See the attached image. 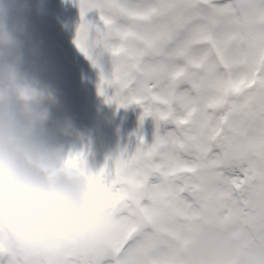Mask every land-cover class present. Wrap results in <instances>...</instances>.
<instances>
[{
  "label": "snow or ice",
  "instance_id": "obj_1",
  "mask_svg": "<svg viewBox=\"0 0 264 264\" xmlns=\"http://www.w3.org/2000/svg\"><path fill=\"white\" fill-rule=\"evenodd\" d=\"M79 7L75 43L100 69V94L112 88L109 102L140 105L141 120L151 116L157 131L150 144L139 137L133 152L97 171L83 152L70 154L113 213L135 209L143 225L64 264H168L164 234L186 141L212 130L264 145V0H79ZM92 9L96 23L83 19Z\"/></svg>",
  "mask_w": 264,
  "mask_h": 264
},
{
  "label": "rangeland",
  "instance_id": "obj_2",
  "mask_svg": "<svg viewBox=\"0 0 264 264\" xmlns=\"http://www.w3.org/2000/svg\"><path fill=\"white\" fill-rule=\"evenodd\" d=\"M30 3V31L36 52L26 49V60L43 79L60 89L63 107L54 116L67 113L87 133L81 143L75 137L61 135L50 123L43 141L61 146L65 154L83 152L91 171H97L106 161L110 165L109 158L121 151L133 152L141 136L150 144L157 131L155 120L151 116L141 120L143 108L138 104L124 107L109 102L112 88L100 94V69L76 49L78 29H66L65 22L63 26L60 0ZM80 64L84 73L76 71ZM215 133L220 135L219 144L213 141ZM186 143L178 158L171 216L164 234L168 264H204L196 242L210 231L206 247L231 257L230 264H260L264 259V145L212 130ZM134 212L140 217L137 225L142 226L143 218L137 210ZM117 215L127 216L128 210ZM209 221H214L212 230L206 229Z\"/></svg>",
  "mask_w": 264,
  "mask_h": 264
},
{
  "label": "clouds",
  "instance_id": "obj_3",
  "mask_svg": "<svg viewBox=\"0 0 264 264\" xmlns=\"http://www.w3.org/2000/svg\"><path fill=\"white\" fill-rule=\"evenodd\" d=\"M31 7L30 0H0V256L64 264L82 248L122 238L140 217L113 213L91 174L69 163L73 153L43 141L50 123L81 143L87 133L67 113L54 116L61 91L26 60V49L36 52ZM96 55L104 60L102 50ZM201 252L204 264L232 259L208 247Z\"/></svg>",
  "mask_w": 264,
  "mask_h": 264
},
{
  "label": "flooded vegetation",
  "instance_id": "obj_4",
  "mask_svg": "<svg viewBox=\"0 0 264 264\" xmlns=\"http://www.w3.org/2000/svg\"><path fill=\"white\" fill-rule=\"evenodd\" d=\"M60 15L63 20V26L65 22L66 29H75L79 27L81 23V11L79 7V0H60ZM83 19L88 20L92 23H96L99 20V14L95 9L89 10V12H86L84 14ZM64 29V28H63ZM78 51H80L82 54H84L78 47L76 48ZM81 68H78L77 72H85L83 69L82 64L79 65ZM81 86V84H80ZM114 92V91H113ZM76 95H78V92L76 91ZM113 95V94H111ZM108 95H105L107 97ZM104 97V98H105ZM103 100V99H102ZM98 107H95V110H97ZM101 112H104V110L101 109ZM110 113V112H108Z\"/></svg>",
  "mask_w": 264,
  "mask_h": 264
},
{
  "label": "trees",
  "instance_id": "obj_5",
  "mask_svg": "<svg viewBox=\"0 0 264 264\" xmlns=\"http://www.w3.org/2000/svg\"><path fill=\"white\" fill-rule=\"evenodd\" d=\"M46 57H48V54H46ZM207 223H208V225H206V229L211 227V230H212V228L214 226H212L211 224H214V221L213 222L209 221ZM209 235H211V231L208 232V234H206V235H202L201 239L197 240L196 243H198V246L196 247V250L199 251L200 253H201V249L202 248H204V247L209 245V239H210Z\"/></svg>",
  "mask_w": 264,
  "mask_h": 264
},
{
  "label": "bare ground",
  "instance_id": "obj_6",
  "mask_svg": "<svg viewBox=\"0 0 264 264\" xmlns=\"http://www.w3.org/2000/svg\"><path fill=\"white\" fill-rule=\"evenodd\" d=\"M213 141L217 144H219V141H220V135L218 133H215L214 134V137H213ZM249 201V199H247ZM251 203V202H250ZM128 210V213L130 211H135V209H127ZM0 262H2V264H8V258L6 256H0ZM21 264H23V262H21Z\"/></svg>",
  "mask_w": 264,
  "mask_h": 264
}]
</instances>
